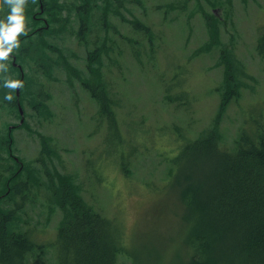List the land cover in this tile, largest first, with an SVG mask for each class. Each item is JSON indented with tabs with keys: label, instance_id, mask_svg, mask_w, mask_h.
Returning a JSON list of instances; mask_svg holds the SVG:
<instances>
[{
	"label": "rangeland",
	"instance_id": "1",
	"mask_svg": "<svg viewBox=\"0 0 264 264\" xmlns=\"http://www.w3.org/2000/svg\"><path fill=\"white\" fill-rule=\"evenodd\" d=\"M27 1V34L50 31L12 53L23 67L19 100L4 78L21 75L12 58L0 61V222L50 244L65 217L52 185L70 175L86 202L120 226L119 264H179L191 224L171 160L182 161L185 140L214 125L229 148L246 125L264 127V0H51L35 23L39 6ZM9 11L0 8V20ZM88 79L105 83L114 118L82 88ZM228 79L234 92L224 104ZM10 125L18 126L9 155ZM50 245L34 248L27 263L56 264L60 247Z\"/></svg>",
	"mask_w": 264,
	"mask_h": 264
},
{
	"label": "trees",
	"instance_id": "2",
	"mask_svg": "<svg viewBox=\"0 0 264 264\" xmlns=\"http://www.w3.org/2000/svg\"><path fill=\"white\" fill-rule=\"evenodd\" d=\"M40 2L43 13L52 6L51 0H34L28 4L30 7L38 5L40 11ZM106 14L103 18H107ZM135 25L143 29L140 24ZM36 27L19 40H31L35 36L39 39L45 30L50 31L49 26ZM101 50L102 46L90 50L88 61H96ZM231 83L223 90L224 104L234 92ZM82 88L96 100L100 114L114 118L113 99L102 80L93 83L88 79ZM15 95V100H19ZM41 105L44 106L42 101L34 104L38 109ZM246 126L232 148L221 143L214 125L197 138L185 140L182 161L178 156L171 160L172 168H177L173 184L178 187L181 207L191 224L187 239L190 252L185 253L179 264H264V127L259 122L254 130ZM11 131L7 142L9 155L12 153ZM19 174L20 170L9 177L8 186L13 185ZM52 187L56 203L65 211L51 242L60 247L56 251V264H119L124 248L117 222L87 203L80 186L70 175H59ZM50 244L35 243L27 232L10 234L7 221L2 217L0 264H28V253ZM132 264L144 263L136 258Z\"/></svg>",
	"mask_w": 264,
	"mask_h": 264
},
{
	"label": "clouds",
	"instance_id": "3",
	"mask_svg": "<svg viewBox=\"0 0 264 264\" xmlns=\"http://www.w3.org/2000/svg\"><path fill=\"white\" fill-rule=\"evenodd\" d=\"M26 4L27 0H0V8L10 9L6 20H0V61H9L13 51L20 48L19 37L27 34L24 15ZM4 87L15 90L23 87V82L5 77ZM5 99L11 101L13 97L9 94Z\"/></svg>",
	"mask_w": 264,
	"mask_h": 264
},
{
	"label": "water",
	"instance_id": "4",
	"mask_svg": "<svg viewBox=\"0 0 264 264\" xmlns=\"http://www.w3.org/2000/svg\"><path fill=\"white\" fill-rule=\"evenodd\" d=\"M42 9H43V5H42V2H40V11H42ZM14 60H15V57H13V64L14 65H18V68L20 69L21 78L19 79V81H21L22 77H23V70H22L21 65L17 64ZM18 93H19V88L16 89V94L18 95ZM18 108H19V113L21 114L20 122H23V120H24L23 109H22V106H21L20 102H18Z\"/></svg>",
	"mask_w": 264,
	"mask_h": 264
},
{
	"label": "flooded vegetation",
	"instance_id": "5",
	"mask_svg": "<svg viewBox=\"0 0 264 264\" xmlns=\"http://www.w3.org/2000/svg\"><path fill=\"white\" fill-rule=\"evenodd\" d=\"M38 15H39V14H38ZM38 15H35V18H40V17H41V15H39V16H38ZM12 56H14V55L11 54V57H12ZM14 57H15V56H14ZM18 64H20V63H18ZM20 65H21V64H20ZM21 66H22V65H21ZM13 126H14V125H13Z\"/></svg>",
	"mask_w": 264,
	"mask_h": 264
},
{
	"label": "bare ground",
	"instance_id": "6",
	"mask_svg": "<svg viewBox=\"0 0 264 264\" xmlns=\"http://www.w3.org/2000/svg\"><path fill=\"white\" fill-rule=\"evenodd\" d=\"M70 2H71V1H70ZM73 2H74V1H73ZM51 3H52V2H51ZM122 4H123V3H122ZM45 5H46V4H45ZM127 9H128V8H127ZM45 10H46V9H45ZM53 10H54V9H53ZM53 10H52V11H53ZM105 10H106V7H105ZM86 23H87V22H86Z\"/></svg>",
	"mask_w": 264,
	"mask_h": 264
}]
</instances>
